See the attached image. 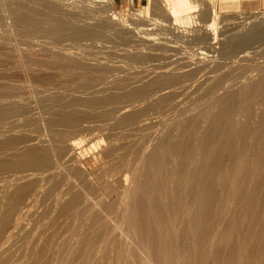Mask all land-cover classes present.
Returning a JSON list of instances; mask_svg holds the SVG:
<instances>
[{"label":"bare ground","instance_id":"6f19581e","mask_svg":"<svg viewBox=\"0 0 264 264\" xmlns=\"http://www.w3.org/2000/svg\"><path fill=\"white\" fill-rule=\"evenodd\" d=\"M58 1L0 0V176L8 175L5 180L0 177V264H12V258L17 253V243L24 244L21 247H27L30 252L34 250L30 253L22 249L19 254L22 255L25 250L37 258L38 261L34 256L35 259L31 260L30 255L29 264H54L47 257L49 249H54L58 257L65 262L69 261L68 264L70 261L90 264L97 257L95 254H101L99 258H102L110 252H114L117 259L126 264H264V15H257L258 18L254 16L255 20L244 29L242 27L234 33L222 34L221 31L217 33L219 28H216L218 13L215 12V0L203 2L205 7L199 8L200 11L197 10L200 0H146L140 9L131 14L129 12L128 20L122 19L124 16H117L113 0H76L74 4H68L67 0L65 4ZM220 1L224 3L226 0ZM236 1L228 0V6L233 7ZM155 24L162 29V26L177 27L179 24L187 28L186 25H194V29L189 26V31L181 32L180 35L173 30L176 33L172 39L179 37L182 40L180 43L184 45L179 46L186 50L182 53L180 51L183 49L175 51L173 48L176 55L177 52L182 53L181 57L177 55L180 62L159 63L158 66L147 62L152 61L150 57L154 58L159 51L163 56L172 51L169 37L173 31H169L170 40L165 38L169 34L167 27H164L167 34H161L166 39L165 43L169 42L168 46L161 45L163 39L159 40L161 35H157L160 29L155 34L160 36L157 43L161 46L157 43L155 45L156 41L153 43L156 39L152 33L154 30L146 32ZM146 26L147 29L144 28ZM154 32H157L156 29ZM113 40L119 41L118 44L114 45ZM173 41L177 43V40ZM40 42L48 45V48L50 45L51 49L58 45L60 52L53 48L56 53H53L54 58L52 56L50 60L56 62L54 67L61 65V68H65L69 73L67 78L73 74L71 81L68 78L69 83L63 81L68 84L64 85L61 79L63 86H59L55 77H52L55 80H46L50 75L48 73L56 70L54 67H50L48 73L40 71L48 74L46 79L41 73L40 79L29 73V63L24 64L26 58L23 59V55L37 51L39 54L43 45L39 50L33 49L38 48L35 43L43 44ZM67 42L78 51L97 48L98 54L101 52L103 56L100 54V58L93 59L96 62L89 67L93 60L87 63L89 61L85 57H88L86 55L91 50L86 51V55L82 51L86 61H83L80 54L81 62L74 56L78 51L72 53L74 55L69 53L74 48L69 47L67 53L65 51L68 48L64 51ZM61 43L63 48L59 45ZM19 45H23L24 50L27 47L28 52L23 51ZM173 45L175 47L176 44ZM28 47L33 48L30 49L32 52ZM50 51L40 52L46 56H43L44 59L49 60L50 57L45 54L50 55ZM151 51H154V56L150 55ZM33 54L30 57L27 55L32 61L42 57L35 55L37 57L33 58ZM93 55L92 58H95ZM174 58L176 60L177 57ZM166 59L164 57V61ZM50 60L49 64L53 66ZM37 61H41V58ZM42 61L40 65L46 69L49 64ZM111 63L128 72V68L134 65V68L140 70L153 65L157 71L153 70L154 74L153 71L148 73L153 74V77L146 79V69V74L143 70H137L146 75L144 78L150 79L148 81L143 75H140L141 80L137 79L140 73L134 71L138 73L135 76L134 72H130L134 73V79L131 77L133 80L136 78L141 82V85L135 84L133 87L136 81H132L133 84L129 86L131 78L128 81L125 79L130 77V73L125 77L121 69L123 75H118L125 78L119 79L117 73H114L118 68L107 65ZM33 67L36 68L35 64ZM58 67L57 70L61 71ZM231 67L241 70L240 76L243 74L244 82L240 77L242 83H237V75L235 79L229 77L231 73L227 71ZM13 68L15 70L10 71ZM39 68L42 70V67ZM19 70H24L21 73L28 77L31 75L32 79H28L32 84L30 88L37 94V101L33 99V107V100L30 105L27 103L30 97L35 98L36 95L31 94L33 91L24 86L28 89L26 93L21 87L23 94L29 95L31 92L29 98L18 91L17 79L20 77L19 80H23ZM15 71L21 75L18 76ZM253 72L255 78L252 79ZM36 73H33L34 76L38 75ZM246 73H251V77ZM108 77L112 78L111 81ZM202 77L204 80L201 81ZM229 78L237 80L240 88L233 80L229 82ZM50 81L56 82L53 83L54 88L45 86L41 90L37 86L40 83L43 86L51 85ZM105 81H109L110 85L105 86ZM23 83L20 85L23 86ZM101 83L106 89L110 86L106 94L101 92L103 86L102 89L95 87ZM231 83L236 88L230 87ZM55 84L58 86L55 87ZM190 86L195 87V91H191ZM188 87L190 94L198 92V96L191 100L195 97L192 94L187 99L190 104L186 101V106H183L180 95L178 100L181 103L175 101V105L174 98ZM93 88L101 93L90 91ZM79 91L82 94L78 93V96L85 92L88 95H83V98L77 94L75 96L74 93ZM135 103H145V106L141 104L139 106L144 108L137 109ZM132 104L136 109H133ZM126 105H131L132 109L127 106V111ZM117 109L126 112L119 115ZM33 110H39V114L46 116L39 115L36 118ZM147 111L161 117L159 123L164 130L155 122L165 134L162 135V131L161 139L158 143L156 141L157 145L150 152L145 151V154L142 148L145 144L141 147V140L148 139L144 133H149L145 131L150 130L147 126L150 121L145 120L142 124L141 120L144 119L141 118L144 116L147 119ZM94 117L106 120V125L105 122L104 125L97 124L100 120ZM153 117L150 119L154 121ZM92 118L97 121L92 130L99 125L97 130L107 131L109 140L107 147L101 148L104 150L99 149V153L88 159L84 156L87 151L89 153V146L84 144L85 139L74 138V134L79 131L82 133L86 129L81 126L84 123L82 121L90 122ZM14 120L20 123V127L21 124L24 128L31 127L35 137L38 136V143L34 141L35 137L28 134L30 129L25 130L28 138L18 136L24 129L15 128L18 126H15ZM153 125L155 130L157 126ZM13 130L16 134L17 130L21 132L11 135L9 132ZM39 132H45L46 141ZM134 135L140 140V146L139 140L133 139ZM23 138H34L35 144L31 143L32 139L30 144L29 140L23 141ZM44 142H47L46 145H43ZM39 195L42 198L38 199L40 202L47 200L51 203L47 209V204L41 202L46 204V210L40 212L50 228L59 227L65 217L71 222H68L71 224L70 233L74 235L79 232L77 235L75 233L77 242H74V246L69 241L58 242L51 237L44 239V242L41 238L36 239L42 245L38 248L34 246L32 237L35 235L32 236V231L25 228L27 224H23V221L28 217L27 214L30 219V207L37 202L36 197L39 198ZM40 202L36 205H39V211H43ZM35 207L33 205L37 209ZM82 225L86 226H83L85 234H82ZM116 233L129 241L127 246L122 247L115 242ZM109 241L116 246L112 243L111 246ZM108 243L114 248L108 246ZM18 247L21 248L20 244ZM117 259L116 263H119Z\"/></svg>","mask_w":264,"mask_h":264},{"label":"rangeland","instance_id":"374dc122","mask_svg":"<svg viewBox=\"0 0 264 264\" xmlns=\"http://www.w3.org/2000/svg\"><path fill=\"white\" fill-rule=\"evenodd\" d=\"M57 1H58V0H57ZM64 1H65V3H66V0H63V2H62V0H60L61 3L65 4ZM70 1H71V0H69V1L67 0V2H69L68 4H71V3L74 4L73 2L76 1V0H73L72 2H70ZM77 1H78V0H77ZM77 1H76V2H77ZM244 1H245V2L247 1V2L244 3ZM58 2H59V1H58ZM198 2H199V0H198ZM203 2H207V1H206V0H204V1H203V0H200V2L197 4V5H199V7L197 8V10H199V8L202 9V7H205V3H203ZM145 3H146V0H145L144 3H142V4H140V5H125V6H122V7H120V8L117 7V6H115V12L117 13V16H119L120 18H122V17L124 16L122 19H124V20L127 19V20H128V18L130 17V14L133 13L135 10L140 9L143 5H145ZM250 3H252V4H250ZM89 4H90V3H89ZM99 4H100V3H99ZM99 4H97L98 7H99ZM101 4H102V3H101ZM203 4H204V5H203ZM97 5H95V6L97 7ZM102 5H104V4H102ZM102 5H101V6H102ZM235 6H236V7H235ZM129 7H130L131 9H129ZM214 7H215V9H216L215 12L218 13V18H217V21H216V23H217L216 28H217V26H218L219 29L217 28V29H218V30H217V33H219V32L221 31L222 34L234 33V32H236V31H238L240 28L242 29V27H243V29H244L245 27H248V25L251 23V21L255 20L254 16L258 18V16H261V15L263 16V15H264V14H263V12H264V0H237V1L235 2V5H234L233 7H232V6H231V7L228 6V0H226L224 3H222L220 0H215V1H214ZM201 9H200V10H201ZM215 9H214V10H215ZM129 10H131V11H129ZM200 10H199V11H200ZM199 11H197V12H199ZM129 12H130V14H129ZM257 13H259V14H257ZM261 13H262V14H261ZM194 14H197V13H194ZM198 14H199V13H198ZM257 15H258V16H257ZM127 17H128V18H127ZM252 17H253V18H252ZM125 18H126V19H125ZM259 18H260V17H259ZM205 20H206V19H205ZM249 22H250V23H249ZM246 24H247V25H246ZM157 25H158V24H157ZM178 25H179V24H178ZM178 25H177V27H176V25H175V27H174V25H172V26H171V25L168 26V27H173L172 29H170V28L168 29V27L166 26V27H167V32H168L169 34H167V32H165V31H166V29H165L166 27H165V26H162V27H163V29H162V28H160V27H161L160 25H158V27H157L156 24H155V25H153L154 27H152L151 25H148L149 27L151 26L153 29H152V28H148L147 26L144 27V28H145V29L148 28L147 31H146L147 33L152 32L153 30L155 31V29H156L157 32H154V31L152 32V33H154V35H155L154 37H155L156 39H154V37L152 36L153 34L150 33V34H151V35H150L151 38L153 37V39H154L153 43L156 41V42L154 43L155 45H156V43H157V40H158L159 37H160V36H158V37L156 36V34L158 33V31H159V29H160L159 34H157V35H161V34L164 35V34L166 33L167 35H165V38H166L167 40H170L169 38H171V41H172V42L170 41L171 44H169L168 41H167L168 43H167V42L165 43L166 39H164V38L162 37L163 35H161V37H160L159 40H162V39H163V42H164V43H161V45H163V44H167V46H168V44H169V45H170L169 47H170V49H172V51H173V48H174L175 51H180L181 49H183V50L180 51V52L183 53V52L186 51V50H185L184 47H182V46H184V45H183L182 43H180V42H182V40L178 37L177 34L179 33V35H180L181 32H182V33H183V32H187V31H189V29H190L191 27H192L193 29H194L195 27H193L194 25H192V26H191V25H188V26L186 25V27L188 28V29H187V28H184L185 25H183V26L181 25V27H180V25H179V26H178ZM189 26H190V28H189ZM239 26H241V27H239ZM141 27H142V26H141ZM164 27H165V28H164ZM157 28H158V30H157ZM192 28H191V29H192ZM238 28H239V29H238ZM175 29H177V30H179V31H177V30H175ZM181 29H182V30L184 29V31H182ZM149 30H150V31H149ZM151 30H152V31H151ZM163 30H164V31H163ZM173 30L177 32L176 37H178L179 39H178V38H176V39H172L173 37L175 38V35H174V34L176 33V32H174ZM148 31H149V32H148ZM161 31H162L163 33H162ZM169 31H173V33H171V34H173L174 36L171 35V36L169 37V35H170V32H169ZM225 31H227V33H225ZM229 31H231V32H229ZM232 31H233V32H232ZM160 32H161V33H160ZM164 32H165V33H164ZM155 33H156V34H155ZM150 36H149V37H150ZM168 37H169V38H168ZM159 40H158V42H159ZM173 40H177V43H178V44L176 43V41H173ZM184 40H185V39H184ZM114 41H115V42H114ZM112 42H114V43H115L114 45H116V43L118 44L119 41H117V40H113ZM160 42H162V41H160ZM173 42H174V45L176 44V45H175L176 48H175V47H172ZM40 43H43V42H40ZM47 43H48V41H47ZM67 43H68V42H67ZM83 43L86 44L85 42H83ZM33 44H34V43H33ZM33 44H32V45H33ZM36 44L38 45V48H35V46H34L35 49H33L32 47H28V48H29V51L32 52V50H30L31 48L35 51V50H39V47H40L41 45H43V46L40 47L41 49L39 50V54H37V53H38V51H37V53L35 52L36 54H35V53H34V54H33V53H29V55H28V53H27V55L30 57L31 54H33V55H32L33 58H35V57H37V56H39V55L42 56V57H37L35 60L33 59V61H32V58L30 59L27 55H23V56H24L23 59L26 58V59H25L26 62H25V60H22L23 62H25L24 64L27 65L28 63L30 64V62H32L30 65H32V64L34 65V64H35V67L37 68V69H36V68L34 69V67H33V65H32V68H33V69H32L31 66L28 64L27 66L30 67V69H29V73H30L31 75H33V77H35V78L39 76V77H38L39 79L41 78L40 73H41V75L44 76L45 79L47 78L46 75L50 74V75L48 76V79H46V80H49V79H52V77H55V78H56V82H57V84H58L59 86H61V85L63 86V84H64V85H65V84H68V83H69L68 78L70 77V81H71V79H72L71 76H73V74L71 73L70 76H68V78H67V74L69 75V73H67V71L65 70V68H63V67L61 68V65H58V66L61 68V71L58 69V70L61 72V74H62V75H61L60 72H58V70H57V67H58V66L56 65L57 67H56V66L54 67V65L56 64V62H55L54 60H52L53 62H51V60H50V59L52 58V56H53L56 52H60V51H58V50H59V49H58V45H56L57 47H53V46L51 45V46H52V49L50 48V45H49V48H50V50L52 51V52H51V51L49 50V48L47 47L48 45H45V43H43V44L35 43V45H36ZM48 44H49V43H48ZM61 44H62V46H61ZM61 44H59V45H60L61 48H63V47H64V46H63V43H61ZM112 44H113V43H112ZM112 44H108V45L110 46V45H112ZM157 44H158V46H161L159 43H157ZM179 44L182 45V46H179ZM32 45H31V46H32ZM37 45H36V46H37ZM64 45H65V47H66V48H64V51L67 50V48H68V50L65 51V52L67 53V52L70 50L69 47H71L72 45H70V43H68L67 45H66V43H65ZM68 45H69V46H68ZM174 45H173V46H174ZM19 46H20V48H22L23 51L26 50V51L28 52V49H26L27 47H25V45H24L25 50H24V48H23V45H22V47H21V45H19ZM44 46L47 47V48H45ZM177 46H179L180 48L177 47ZM43 47H44V48H43ZM171 47H172V48H171ZM181 47H182V48H181ZM53 48H55V49L57 48L56 52L54 51L55 49H53ZM72 48H74V46L71 47V49H72ZM87 48H88V47H87ZM178 48H179V49H178ZM44 49H45V50H44ZM75 49H76V47H75L74 49H72V50H75ZM89 49H90V48H89ZM177 49H178V50H177ZM72 50L69 51V53H70L71 55H74V54H72V53H75L76 51H78L77 49H76L75 51H72ZM90 50H91L90 53H92L91 56H89L90 53H88L89 55L87 54V52H89ZM90 50H89V51H88V49L82 50L83 53H84V55L87 54L86 56H88L87 58L85 57V59H86V60L88 59L87 61H89V62H87V63H90L93 59H96L97 57L100 58L101 55L103 56V54H102L101 52H99L101 55L98 54L97 48H95V50H93V48L90 49ZM40 51L43 52V53H44V51H45V53H47L48 51H50V53H51L52 55H51V54L49 55V53H48V54H45V55H47L48 58L50 57L49 60H50V62H51V65L53 64V66H50V64H49V60H48L47 58H45V59H46V60H45L44 57H46V56H44L43 53H41ZM46 51H47V52H46ZM82 51H78L77 53H79V52H80V53H79L78 55H76L77 53L74 55V56L76 57V59L79 58V60H81V62H83V61L85 60V59H84V55H82V54H83ZM86 51H87V52H86ZM92 51H93V52H96V54H94ZM146 51H147V50H146ZM148 51H149V50H148ZM158 51H159V50H158ZM172 51L170 52L171 54L167 52L168 54L165 53L164 56H163V54H161L160 51H159L160 54L158 53V55H159V56H158L157 53H156V50H155L156 55L154 56V54H153L154 51H151V54H150V55H151V56H154L155 61L157 60L158 62L156 61V65H155L154 58H152V57H150L152 61L148 60L147 62H148V63L150 62L149 65L154 64V66H158L159 63H160V65H163V64H166V63L169 64V62H170V63H175L176 61H177L176 63L180 62V60H179L180 58H179V57H181L182 53L179 52V54H178V52H177V55H178V56L180 55V56L178 57V56L174 53V51H173V52H172ZM54 52H55V53H54ZM85 52H86V53H85ZM53 53H54V54H53ZM173 53H174V54H173ZM41 54H42V55H41ZM80 54L82 55L83 58H82V57H79ZM93 54L95 55V58H92V55H93ZM152 54H153V55H152ZM35 55H37V56H35ZM94 55H93V57H94ZM97 55H98V56H97ZM160 55H162L163 57L160 56ZM167 55H171V56L169 57V56H167ZM172 55H173V57L175 56V57H177L178 59L176 58V60H175V58H174V60H173ZM25 56H26V57H25ZM43 56H44V57H43ZM156 56H158L159 58L156 57ZM166 56H167V57H166ZM201 56H202V55H200V57H201ZM27 57H28V58H27ZM90 57H91V58H90ZM160 57L163 58L162 61H163L164 63H163L162 61L159 60V59H161ZM164 57H165V59H166V58H169V60L171 59L172 62H171V61H168V59H166V60L164 61ZM40 58H41V61H42V59H43V61L45 60L44 62H46V61L48 62L49 66H47V68H46V66H44L46 69H43V65H40V62H41V61H37V60H40ZM53 58H54V56H53ZM81 58L83 59V61H82ZM157 58H158V59H157ZM90 59H92V60L90 61ZM263 59H264V58H263ZM27 60H28V61H27ZM30 60H31V61H30ZM86 60H85V61H86ZM178 60H179V61H178ZM257 60H258V61H259V60L261 61V59H258V58H257ZM36 61H37L39 64H38ZM43 61H42V63H44ZM113 61H114V60H113ZM153 61H154V62H153ZM159 61H160V62H159ZM173 61H175V62H173ZM262 61H264V60H262ZM27 62H28V63H27ZM34 62H35V63H34ZM47 62H46V63H47ZM54 62H55V64H54ZM95 62H96V61H95ZM95 62H94V60H93V61H92V64H93V65L90 63L91 66L89 65V67L94 66V63H95ZM114 62H115V61H114ZM151 62H152V63H151ZM161 62H162V63H161ZM57 63H58V62H57ZM85 63H86V62H85ZM87 63H86V65H87ZM262 63H263V62H262ZM37 64L39 65V67H42V70H41V68H39V67L37 66ZM111 64H112V63H111ZM111 64H107V65H109L110 67H112L113 64H112V65H111ZM116 64H118V63L116 62ZM116 64H115V66H116ZM157 64H158V65H157ZM26 65H25V66H26ZM147 65H148V64H147ZM147 65H146V66H147ZM149 65L147 66V68H149V70H148L146 67H145L144 69H141V70H140V69H137V68H134L135 65H134L133 67H131V68H130V67L128 68V70H130L129 72L127 71V69H126L127 72H126L125 70H123L124 68L122 69V67H121V69L125 72V74H124L125 77H127L126 74H128V73H130V72H131V73L134 72V71H135V72H138L139 70H140V71L143 70L142 72H144L145 69H146V73H147V74H146L145 72H144V74H146V75H148V76L143 75L142 72H141L142 74H141L140 72H138V73H140L139 75H138V73H137V74H136L135 72H134V73H135V76L138 75V76H137V79H138V78L140 79L142 75H143V76H142L143 78L146 76L145 78L147 79V77H149V78H150V77H153L152 75L154 74V71H155V72L157 71V70L153 69V68H154L153 65L150 66V67H152V68H150ZM27 66H26V67H27ZM87 66H88V65H87ZM236 66H237V65H236ZM238 66H239V64H238ZM263 66H264V64H263ZM50 67H52V68H53V67L56 68L58 74H60V75H59V76H57L58 74H57V75H52V74L57 73V72H55L56 70H54V72L52 71V73H51V71H50ZM59 67H58V68H59ZM106 67H107V66H106ZM113 67H114V66H113ZM38 68H39V69H38ZM107 68H109V67H107ZM107 68H106V69H107ZM114 68H118V69H120L119 66H118V67H114ZM48 69H49V70H48ZM118 69H117V71H119V72L115 71L114 73H117V75L119 74L120 76H122V75H123L122 70H121V69L118 70ZM131 69H132V70H131ZM135 69H136V70H135ZM151 69H152V70H151ZM237 69H238V67H236V69H235V67H231L230 69H228V71H227L228 74L231 73L229 77H230V78H233V77H234L233 79H235V75H237V77H238V76H239V77L236 78V79H239V78L241 77L242 82H244V80H243V78H244V77H243V74H242V76H240V73H241L240 71H241V70L238 69V71H236V72L234 71V70H237ZM14 70H15V68H13V70L11 69L10 71H14ZM32 70H33V71L35 70V71L33 72ZM38 70H39V71H38ZM43 70H44L45 72H47V70H48V72L50 71V73H48V72H47L48 74H47V73H42V72H44ZM51 70H53V69H51ZM108 70H109V69H108ZM137 70H138V71H137ZM147 70H148V71H147ZM153 70H154V71H153ZM224 70H225V69H224ZM229 70H230L231 72H229ZM21 71H22V73H24V72H23L24 70H21ZM21 71L19 70L20 73H21ZM40 71H42V72H40ZM152 71H153V74H152V75L148 74V73H150V72L152 73ZM221 71H223V70H221ZM17 72H18V70H17ZM17 72L15 71L16 74H18ZM31 72H32V73H31ZM36 72H37V73H36ZM232 72H235V74H233ZM237 72H238V73H237ZM12 73H14V72H12ZM20 73H19V74H20ZM22 73H21V74H22ZM33 73H36V74H38V75H37V76H36V75L34 76ZM120 73H122V74H120ZM131 73H130V75L128 74V76H130V77H127V78H125L124 76H123V77H124L125 79H127V81H128L131 77L134 79V77H133V76H134V75H133L134 73H133V74H131ZM19 74H18V76H19ZM21 74H20V75H21ZM30 74H29L30 77H28V75L22 74V76H23V77L25 76V78H26V79H25V78L21 77V80L23 79L22 81L19 80L20 77L17 79L18 81L16 80V81H17V84H16V83H15V84L18 85L20 88L17 87V86L14 84V86H16V87L18 88V91L21 92V95L23 94V93H22V88H23V91L26 92V93H28V89H27V88H29V91H31V90L33 91V89L30 88V86L32 87V84H31L30 81L28 80L29 78H31V75H30ZM44 74H45V75H44ZM210 74H211V73H210ZM210 74H209V75H210ZM232 74H233V76H232ZM246 74H247V76H249V78L251 77V75H250L251 73H250V74L246 73ZM246 74H245L244 76H246ZM253 74H254V75H253ZM119 75H118V76H119ZM140 75H141V76H140ZM149 75H150V76H149ZM212 75H213V74H212ZM252 75H253L252 79L255 78V77H254V76H255V73H254V72L252 73ZM120 76L118 77L119 79H120V78H121V79H124V78H122V77H120ZM139 76H140V77H139ZM154 76H155V75H154ZM247 76H246V77H247ZM27 77H28V78H27ZM50 77H51V78H50ZM59 77H60V79H59ZM242 77H243V78H242ZM38 78H37V79H38ZM55 78H53V79L55 80ZM57 78H58L59 80H57ZM132 78H131V82H130V80H129V82H128V83H129V86H131V84H133L134 81H136V83L133 84V87H134L135 84H136V86H137V84H138V85H139V84L141 85V82H138V80H137L136 78H135V80H133ZM145 78H144V79H145ZM230 78H229V80H230ZM31 79H32V78H31ZM53 79H52V80H53ZM61 79H63V80H61ZM66 79H67V80H66ZM107 79H109V77H108ZM111 79H112V78H111ZM111 79H109V81H111ZM113 79H114V78H113ZM115 79H116V78H115ZM144 79H143V80H144ZM146 79H145V80H146ZM150 79H151V78H150ZM150 79H148V80H150ZM200 79H201V78H200ZM200 79H199V81H200ZM233 79H232V80H233ZM241 79H239L238 81L236 80L237 83H239V81H240ZM24 80H25L28 84H27L26 82L23 83ZM60 80L62 81L63 84H61V81H60ZM140 80H141V79H140ZM140 80H139V81H140ZM143 80H142V82H143ZM148 80H146V81H148ZM202 80H204L203 77H202L201 81H202ZM229 80H228V81H229ZM232 80H230L229 82H231ZM16 81H14V82H16ZM19 81H20L21 83H23V86H21L22 84L19 83ZM58 81H60V83H58ZM63 81H64V82H68V83H64ZM106 81H107V80H106ZM106 81H105V82H106ZM109 81H108V82H109ZM132 81H133V83H132ZM146 81H144V82H146ZM236 81L233 80V83L235 82L234 84H237ZM11 82H13V81H11ZM56 82L53 81V83H56ZM105 82L103 83V84H105V86H106V85H110L108 82H106V83H108V84H106ZM137 82H138V83H137ZM229 82H226V84H227V83L229 84ZM240 82H241V81H240ZM242 82H241V83H242ZM18 83H19V84H18ZM29 83H30V84H29ZM32 83H33V82H32ZM53 83H52V81H50V84H51V85H49V84L46 85V84H45V85L43 86V84L40 83V84H38L37 86H40L41 88H40V87H39V88H40L41 90H43V89L45 88V86H48V88H49V86H50V88H54V84H53ZM130 83H131V84H130ZM20 84H21V85H20ZM24 84H27V85H24ZM52 84H53V86H52ZM60 84H61V85H60ZM101 84H102V83H101ZM103 84H102V85L99 84L100 86L97 85V86H95V87L99 89V88H101V87L103 86ZM58 85H57V86H58ZM189 85H190V84H189ZM231 85H232V83H231ZM237 85H239V84H237ZM24 86L27 87V88L25 89ZM57 86H56V84H55V87H57ZM105 86H103V87H104L103 89L101 88V89H102L101 92H102V93L105 92V94H106V93H107V89H109L110 86H107V87H108L107 89H106ZM233 86H235V85H232V86H230V87H233ZM21 87H22V88H21ZM95 87H94V88H95ZM190 87H191V86H190ZM190 87H188V89H186V91L180 92V94H178V96H177L176 98H174L175 100L173 99V100H174V104H175V101H176L178 104H179V102L181 103V101L178 100V99L181 98V100L184 101V103H183V101H182L183 106H184V105L186 106L185 103H187V102L189 103V101H187V99H188L189 97L191 98V97L193 96L192 94H194L195 97L193 96L191 100H194V98H196V96H198V92H195V93H197V95H196L194 92H192V94H190V92H191L192 90L195 91V89H196L195 87H194V88L191 87V91H189ZM39 88H38V90H40ZM42 88H43V89H42ZM94 88L91 89L90 91L93 90V91H95V92H99V93H101L98 89L95 90ZM129 88H130V87H129ZM233 88H234V87H233ZM233 88H230V89H232V90L234 91L235 89H233ZM235 88H236V86H235ZM239 88H240V85H239ZM239 88H238V89H239ZM19 89H20V90H19ZM105 89H106V90H105ZM238 89H237V90H238ZM25 90H26V91H25ZM52 90H54V89H52ZM104 90H105V91H104ZM32 91H31V92H32ZM55 91H56V89H55ZM55 91H54V92H55ZM109 91H110V90H108V92H109ZM31 92H29V95H27V94L24 93L23 96L26 95L25 98H29V97L31 96V94L34 95V94L36 93L35 91H33V93H31ZM30 93H31V94H30ZM78 93H79V94H80V93L82 94V91H79V92H77V93L75 92V93H74L75 96H76V94H77V96H78ZM83 93H84V92H83ZM221 93H222V92H220L219 94H221ZM186 94H190V95L187 96ZM33 95H32V96H33ZM35 95H36L35 98H34V96H33V97H30V98H29V101H27V103L29 102V103H28L29 105H30V101H31V100H33V99L35 100V99L37 98V94H35ZM83 95H84V96H85V95L87 96L88 94H87V92H85ZM83 95H82V96H83ZM156 95H158V94H156ZM180 95H181V97H180ZM80 96H81V95H79L78 97L80 98ZM82 96H81V98H83ZM178 97H180V98H178ZM31 98H32V99H31ZM190 98H189V99H190ZM26 100H27V99H26ZM34 100L31 101V102H32V103H31V106L34 105V103H35ZM195 100H196V99H195ZM35 101H37V99H36ZM186 101H187V102H186ZM33 102H34V103H33ZM141 104H142V103H138V104L135 103V105L138 106L137 109H138V108H144V106H145L144 104H145V103L142 104V105H144L143 107H142V106H139V105H141ZM182 104H181V105H182ZM189 104H190V103H189ZM189 104H188V105H189ZM175 105H177V104H175ZM124 106H125V105H124ZM127 106H128V108L130 109L131 105H126V110L129 111L128 108H127ZM132 106H133V109H136V106H134V104H132ZM183 106H180V107H183ZM32 107H33V106H32ZM177 107H179V105H178ZM256 108H258V107L256 106ZM37 109H38V108H37ZM79 109L82 110V108H79ZM131 109H132V107H131ZM117 110H118V109H117ZM117 110H116V112H117L119 115H120V114H123V112H126V111H123V110H122L123 112H120L119 110H118V111H117ZM124 110H125V109H124ZM33 111L35 112V110H33ZM33 111H31V112L29 111V112H30V113H33ZM38 111H39V110H37V112H35L36 114L34 113V115L36 116V118L39 117V115H40V117H41V115H42L43 117L46 116V115H44V114H39L40 111H39V112H38ZM147 112H149V114H148ZM147 112L145 113L147 119H145V117L143 116V118H141V119H144V120H141V119H140V120L142 121V124H143V122H144L145 120H146L147 122L150 121V122H148L149 124H147V123H146V124H147V126L149 127V129L151 130V129L153 128L152 126H154L153 123L155 124V126H157V124H158L159 122H161V119H160L161 117L157 116L156 114L154 115V113H152L151 111H147ZM150 112H151V113H150ZM117 113H116V115H118ZM28 114H29V113H28ZM150 114H151L152 116H154V117H153V118L155 119L154 121H153L152 118L150 119V117H152ZM32 115H33V114H31V116H32ZM119 115H118V116H119ZM147 115H148V117H147ZM149 115H150V116H149ZM155 116H156V117H155ZM32 117H34V116H32ZM157 117H158L159 121H158ZM94 119H96V118L94 117ZM94 119H93V118L90 119V122H89V120H88V121H82V123H83V122H84V123L81 124V126L84 127V128H86V129L84 130V129L81 127V128H82L81 130H82V131L84 130V131H83L82 133L79 131V132H77V133L74 134V138H76V139H85V143H84V144H87V146H89V147H87L88 150H89V153H88V151H87L86 154H85V156H84L85 158H88V159H89L91 156H93V155L99 153L100 151L104 150V149H101V148H105V147H107V142H108L107 140H109V139H108L109 136L107 135V131L102 132V131H100V130H97V126H99V125H104V122H105L106 120L96 119L97 121L100 120V122L97 123V124H99V125H96V126H95V130L93 131V130H92V129H94L93 126H94V125L96 124V122H97V121L94 120ZM148 119H149V120H148ZM91 120H92V121H91ZM146 121H145V122H146ZM152 121H153V122H152ZM155 121H157L158 123L155 122ZM91 122H93V123H91ZM94 122H95V123H94ZM107 122H108V121H107ZM13 123L15 124V126H16V125H17V126L20 125V123L18 124V122H16V120H14ZM16 123H17V124H16ZM88 123H89V124H88ZM102 123H103V124H102ZM156 123H157V124H156ZM84 124H87V125H88V128H87V125H86V126H83ZM91 124H93V125H91ZM107 124H108V123H107ZM109 124H110V123H109ZM146 124H145V125H146ZM159 124L161 125V123H159ZM159 124H158V126H159ZM105 125H106V122H105ZM90 126H92L93 128H92V127L90 128ZM158 126L155 127V130H154V128H153L152 131H150V130H149V131H145V132H149V133H144V136H145V134L147 135V136H146V137L148 138L147 140H145V139H142V140H141V141H142V145H141V147L145 144L144 147H142L143 150H144V151H143L144 153H145V151H147V153L150 152L149 150H152V149L154 148V146L157 145V143L159 142L158 140L161 139L162 135L165 134V131H163L164 128L162 127V125H161V127L163 128V130H161V131H160V129H162V128H161L160 126H159V127H158ZM19 127H20V126L15 127V128H18V129H19ZM21 127L24 129V131H22L21 134H19V132H21V130H20V131L17 130V134H16V132L14 133V130H13L12 132L10 131L9 133H10V134L12 133L11 135H13V134H14V135H18V134H19L18 136H22V137L25 136V138H26V137L28 138V136H27V133H28V132H26V131H27V130L29 131V129H30L31 127L28 128L27 126H25V128H24V125H22V124H21ZM21 127H20V129H22ZM150 127H151V128H150ZM15 128H14V129H15ZM156 128H157L158 130H157ZM26 129H27V130H26ZM41 129L43 130V125L41 126ZM87 129H89V130H88L89 133L87 132ZM25 130H26V131H25ZM31 130H32V129H30V131H31ZM96 130H97V133H98V134H96ZM146 130H148V128H147ZM156 130H157V131H156ZM30 131H29L28 134H30V136L35 137V133L31 131L32 134H33V135H31V132H30ZM40 131H41V130H40ZM43 131H44V130H43ZM91 131H92V134L90 133ZM162 131H163V132H162ZM99 132H100V133H99ZM101 132H102V133H101ZM116 132H117V131H116ZM116 132H114V133H116ZM161 132H162V135H161ZM24 133H25L26 135H25ZM41 133H42V134H41ZM41 133L39 132L40 136H41V135H42V136L44 135V136L42 137L43 140H44L45 137H46V136H45V132H41ZM83 133H84V135L82 136L81 134H83ZM94 133H95V134H94ZM103 133H104V134H103ZM135 133H137V132H135ZM135 133H134V134H135ZM158 133H159V134H158ZM7 134H8V132H7ZM88 134H89V135H88ZM99 134H100V135H99ZM148 134H150V136H148ZM36 135H37V134H36ZM135 135H137V134H135ZM135 135H134L133 139L135 138L134 140H137V141H138L139 139L136 138ZM40 136H39V137H40ZM84 136L87 137L89 140H88L87 138H85ZM103 136H104V137H107V136H108V137L105 139ZM36 137H38V136H36ZM36 137H35V140H34V141L38 143V138H37V141H36ZM83 137H84V138H83ZM146 137H145V138H146ZM156 137H159V138L156 139ZM25 138H23V141L26 140V141L28 142V140H29L28 143H30V141H31L32 138H30V139H25ZM46 138H47V137H46ZM93 138H94V139H93ZM103 138H104V139H103ZM143 138H144V137H143ZM33 139H34V138H33ZM33 139H32V141H31V143L34 142ZM105 140H106V141H105ZM44 141H46V139H45ZM104 141H105V143H104ZM145 141L148 142V143L146 142L147 145H146ZM156 141H157V143H156ZM35 142H34V144H35ZM83 142H84V141H83ZM139 142H140V140L138 141V144H139ZM31 143H30V144H31ZM46 143H47V142H44L43 145H46ZM143 143H144V144H143ZM25 144H26V143H25ZM104 144H105V145H104ZM154 144H155V145H154ZM99 145H100L101 147H100ZM97 146H98V147H97ZM102 146H103V147H102ZM139 146H140V144H139ZM139 146H138V148H139ZM145 146H147V147H145ZM149 147H151V149H150ZM91 148H92V149H91ZM94 148H95V149H94ZM136 148H137V146H136ZM142 148H141V150H142ZM145 148H146V150H145ZM96 149H97V151H95ZM99 149H100V151H99ZM139 149H140V148H139ZM147 149H148V150H147ZM92 150H93V151H92ZM145 154H146V153H145ZM88 155H89V157H88ZM6 175H7V174H6ZM0 177H1V176H0ZM5 177H6V176L3 175V176L1 177V178H2L1 180H3V179L5 180ZM6 178L8 179V175H7ZM128 179H129V176H128ZM129 181H130V179L128 180V182H129ZM7 183H8V182H7ZM63 187H64V186H63ZM38 199H40V200L42 199V198L40 197V195H39V198L36 197L37 202H40ZM43 201H44V200H43ZM43 201H41V202H43ZM37 202L35 201V203L33 204L34 207H35V206L37 207V209H34V208H33V205H32V206L30 207L31 213H30V210H29V212H28V213L31 214L32 217L30 216V219H29V214H27L28 217L25 218V220L23 221V224H24V223L27 224V225H24V226H26L25 228H26L27 230L29 229V230L32 231V236L35 235L34 237H32V239L34 238V239L32 240V241H34V243H35L34 246L36 245V248H38L37 246L40 247V246L42 245V242H44V239H47L48 237H51L54 241H58V242H61V241H69L70 244H71L72 246H74V244H75L74 242H77V240H76V235H77V233H79V232H75V233H76V235H75V233H74L75 236L73 235V232L70 233L71 230L69 229V227L71 226V224H70L71 222H70L69 218L66 219V218L64 217L66 220H65L64 218H63V220L60 219V221H61V220H62V221H61V222L59 221V222H60V223H59V224H60L59 227H53V228H50V227L47 225V220H45L43 217H41V216H42V213H44V211L46 210V209H44V205L47 204V205L45 206V208L47 207V209H48V204H49L50 201H47V200H46V202L44 201V203H46V204H43V203L40 202V205L42 204V206H43V208H42V206H41L42 210L44 209L43 211H41V209H40V211L38 210L40 207H39V205H36V204H39V203H37ZM47 202H48V203H47ZM50 204H51V203H50ZM50 204H49V205H50ZM36 207H35V208H36ZM50 207H52V205H51ZM50 207H49V208H50ZM33 209L36 210V211H39V212H38V213H37L36 211L34 212ZM40 212H42V213H40ZM34 213H35V215H34ZM32 214H33V215H32ZM26 219H27V220H26ZM67 220H69V221H67ZM25 221H27V222H25ZM28 221H29V222H28ZM68 222H70V223H68ZM28 225H31V226H28ZM27 226H28V228H27ZM32 226H33V227H32ZM47 226H48L49 228H48ZM83 226H85V225H82V226H80V227H83ZM30 227H32V228L34 229V231H33V229H31ZM85 227H86V226H85ZM85 227L81 228V229H82V234H83V232H84V234H85V232H86V229H85V231H83ZM81 229H78V231H81ZM36 233H37L38 235H37ZM33 234H34V235H33ZM80 234H81V233H80ZM36 235H37V237H36ZM40 238H41L43 241L41 240L42 242H41V243L39 242L40 245H38L39 243H37V242L40 240ZM36 239H39V240L37 241ZM36 241H37V242H36ZM114 241H115V240H114ZM109 242H110V241H109ZM115 242L118 243V244H119L120 246H122V247L127 246V244L129 243V241H128L125 237H123L122 235H119V236H118L117 233H116V241H115ZM111 243H112V245H114V247L116 246V244H115V243L113 244L112 241L110 242V245H111ZM19 244H20V247L24 245V244H21V243H17L18 246H19ZM110 245H109V243H108V246H110ZM112 245H111V246H112ZM15 246H16V245H15ZM18 246H16V248H15V251L17 252V253H15V254L17 255V258H16V255H15V258L18 259V260H17V261H18L17 263H18V264H27V263L29 264V263H30L29 261H30V258H31V257H30L31 254H30V253H33L34 250H33V252H32V251L30 252V251L28 250L27 247H24V248L21 247V248H19ZM25 246H26V245H25ZM111 246H110V247H111ZM114 247H111V248H114ZM16 249H18V250H16ZM19 249L21 250V252H20ZM22 249H25V250L27 249V251L30 252V253H28L27 251L23 250V254H22V255H19V254L22 253ZM49 250H50V249H49ZM49 250H48V253H47V257H48V259H49L50 261H52L54 264H65V263L67 262V261H66V262L63 261L60 257H58V256L56 255L54 249H52L53 252H52L51 250H50L51 252H49ZM18 252H20V253H18ZM54 253H55V254H54ZM110 253H111V254H110ZM110 253H109L107 256H103L102 258H99V257L102 256L101 254H100V256L97 255V254H95L97 257L93 258V260L91 261L90 264H115V263L117 262V261H116L117 256L115 255L114 252H113V254H112V252H110ZM28 254H29V255H28ZM31 256H32L31 260H34V259L36 258L33 254H32ZM33 256H34L35 258H34ZM114 256H115V257H114ZM13 257H14V256H13ZM113 257L115 258V260L113 259ZM15 258H14V259L12 258V264H17V263L15 262V260H16ZM72 258H74L75 261L78 260L77 257H76L77 259H75V257H72ZM101 259H102V260H101ZM36 260H37V258H36ZM70 260H73V259H70ZM117 260H118L119 263H116V264H126L123 260H122V261L119 260V259H117ZM37 261H38V260H37ZM120 261H121V262H120ZM13 262H14V263H13ZM68 262H69V261H68ZM68 262H67V264H68ZM72 262H73V261H72ZM72 262L70 261V264H76V262H79V261H76L75 263H72ZM10 263H11V262H10Z\"/></svg>","mask_w":264,"mask_h":264},{"label":"crops","instance_id":"0c3cea01","mask_svg":"<svg viewBox=\"0 0 264 264\" xmlns=\"http://www.w3.org/2000/svg\"><path fill=\"white\" fill-rule=\"evenodd\" d=\"M113 1H114L115 6L119 8L122 6L128 5V4L129 5H140L145 2V0H113Z\"/></svg>","mask_w":264,"mask_h":264}]
</instances>
